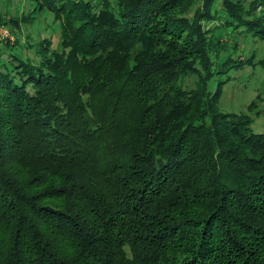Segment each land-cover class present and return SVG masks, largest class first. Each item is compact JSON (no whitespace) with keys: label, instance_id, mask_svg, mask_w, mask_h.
<instances>
[{"label":"trees","instance_id":"1","mask_svg":"<svg viewBox=\"0 0 264 264\" xmlns=\"http://www.w3.org/2000/svg\"><path fill=\"white\" fill-rule=\"evenodd\" d=\"M28 1L59 45L0 47V264H264V131L220 106L264 0Z\"/></svg>","mask_w":264,"mask_h":264},{"label":"rangeland","instance_id":"2","mask_svg":"<svg viewBox=\"0 0 264 264\" xmlns=\"http://www.w3.org/2000/svg\"><path fill=\"white\" fill-rule=\"evenodd\" d=\"M31 8L28 0H0V12L7 14V19L18 16L20 20L19 27L9 23L0 25V47H5L9 43L15 44L19 37V42L24 46L17 47L12 51L22 50L24 55L36 59L33 43L39 42L44 37H50L54 45L57 46L59 29L56 24L54 26L48 24L43 16L38 17L37 13H35V19L25 22L24 15H27ZM225 35V39L230 41V35ZM235 36L240 38L241 44L235 55L238 53L255 54L256 59L264 55L263 40L243 32H235ZM223 78L227 82L224 84L220 100L221 109L225 112L251 115L253 118L252 129L256 132L264 131V67L260 63L234 67L228 74H223ZM217 81H211V90L217 88ZM176 82L177 86L189 89L194 86L195 77L192 74H187L178 78Z\"/></svg>","mask_w":264,"mask_h":264}]
</instances>
